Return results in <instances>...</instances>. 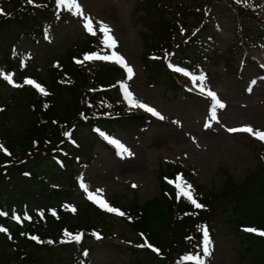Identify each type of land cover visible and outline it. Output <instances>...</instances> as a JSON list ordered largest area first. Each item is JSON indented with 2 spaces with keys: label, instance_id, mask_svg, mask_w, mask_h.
Returning a JSON list of instances; mask_svg holds the SVG:
<instances>
[{
  "label": "trees",
  "instance_id": "1",
  "mask_svg": "<svg viewBox=\"0 0 264 264\" xmlns=\"http://www.w3.org/2000/svg\"><path fill=\"white\" fill-rule=\"evenodd\" d=\"M21 1L4 3L5 12L10 7L16 12L10 17L0 15L1 53H6V44H11L22 35L40 34L44 19L52 16L50 6L43 11L32 12L30 8L22 7ZM39 2L41 0H31L30 6ZM257 6L247 0H160L157 6L149 4L145 12L147 17L149 14V19L144 22L148 31L143 34L149 32L151 36L143 35L148 48L144 55L151 48L160 49L159 42L170 51L172 34L182 35L178 30L182 25L186 29L183 36L190 39H180L176 46L188 58V52L199 50L194 43L195 38H191V30L202 25L200 28L209 33L214 24L211 8L218 7L219 11L233 16L237 23V40L230 46L229 57L233 50L251 47L261 37L262 24L256 15ZM164 11H172L174 16ZM154 34L156 40H153ZM92 43L86 44L85 51L94 50L90 46ZM72 56H76V52L62 56L61 60L67 61L64 64L65 76L62 73L56 75V70H49L45 80L42 78L51 91L49 95L23 88V91H11L14 107L5 100L6 108L0 115V145L11 155L0 150V212L5 213L0 215V222L8 230L7 234L0 233V264H86L97 236L112 234L113 228L105 226L106 222L109 223L107 219L119 221L92 202L83 204L76 214L60 207L46 208L42 213H31L32 218L21 223L14 222L13 212L9 211L14 205L12 202L22 205L30 198L43 195L44 190L50 192L51 197H60L61 189L67 186L61 182L70 178L69 185L72 184L80 159L87 164L92 161L98 142L95 136L97 130L128 131L148 126L146 118L139 115L114 120L97 119L98 103L117 97V93L104 88L98 91V86L113 83L117 77H122V71L97 62H84L78 68L72 63ZM151 64L153 67H148V80L176 94L181 75L166 68L162 61L155 60ZM228 68L232 73L238 72L230 65H227ZM57 79L61 81L57 82ZM84 115L87 118L81 119ZM25 116L31 117L32 121L22 126L16 118ZM161 190L169 191L172 199L161 194L143 204L134 202L128 210L120 205L122 201L119 197L112 199L113 207L129 212L119 223L135 236L136 242H140L138 233H143L162 253H170L162 261L147 248H129L133 254L132 264H187L181 259L185 252L203 258L205 238L200 228L206 225L212 227L213 214L221 209L224 215L230 214L237 224L264 229L262 165L251 171L241 184H237L233 176L226 175L220 191H207L204 195L201 202L206 204L207 209L203 210L184 200L177 203L172 190L162 180ZM65 233L80 235L81 239L77 242ZM241 236L246 247L244 255L249 254V264H264V240L242 233Z\"/></svg>",
  "mask_w": 264,
  "mask_h": 264
},
{
  "label": "rangeland",
  "instance_id": "2",
  "mask_svg": "<svg viewBox=\"0 0 264 264\" xmlns=\"http://www.w3.org/2000/svg\"><path fill=\"white\" fill-rule=\"evenodd\" d=\"M256 1L261 4L260 13L264 17V0ZM158 2L160 0H76L84 15H78L76 9L72 8L71 17L47 27L43 42L37 44L23 39L17 43L16 48L20 52L36 56L29 70L37 69V73L45 77L48 68L61 59L72 45H80L84 39L86 43L89 40L87 33L93 35L85 28L87 19L92 20L95 35L103 41L105 36L100 26L106 25L111 29L110 36L116 41L113 52L133 69L132 78L128 79L127 75L123 86L133 95L132 103H129L130 111L145 115L151 123L147 129L139 131L115 130L114 138L108 140L114 150H108L98 143L93 164L81 166L75 173L76 185L64 187L65 193L60 197H51L44 190L43 195L25 201L26 209L56 207L61 202L70 210L76 209L92 193L95 200H103L108 205L109 199L119 197L122 201L120 205L128 210L134 202L143 204L163 194L161 180L170 177L173 171L181 170L182 173L180 182L170 181L174 189L182 194L181 188L187 190V185H191L192 194L196 196L199 192L197 186L220 191L226 175L233 176L236 183L241 184L251 171L264 166L261 155L264 142L256 139L254 134L229 131L242 127H251L253 133L264 131V70H261L262 67L264 69V39L258 41L259 44L263 42L261 47L250 48L247 52L235 49L228 57L230 46L237 40L236 23L232 16L219 13L218 8L214 7V15H218L217 26L211 33L213 43L205 46V57L194 58L192 55L195 61L190 69L185 66H189L187 60L180 62L174 58L170 62L174 69L182 67L183 77L188 79L183 87L179 80V89L173 94L166 91L164 86L148 80L150 71L143 60L144 57L151 59L144 55L148 48L143 35L151 36L149 32L143 34L148 31L144 24L149 19V14L148 17L145 14L146 7L149 4L157 6ZM164 12L169 14V11ZM155 35L153 40H156ZM177 39L181 38L174 39L175 43ZM177 56H181L180 52ZM7 59L12 61L10 56ZM17 64L25 68L30 63L26 58L18 59L14 61L12 69ZM227 65L235 71L240 69V73H232ZM149 67H153V64ZM209 92L214 93L224 105L223 108L217 107L215 120L211 118L215 101L208 95ZM5 100L12 107L15 106L11 90L5 84H0V104L5 105ZM137 103L154 109L164 119L144 108L134 107L133 104ZM16 120L22 126H27L32 118L25 116ZM81 180L87 186V192L81 187ZM69 181L70 178L61 183L69 185ZM20 211L19 208L15 216L29 217L28 212L22 216ZM223 212L221 209L213 214L217 223L216 250L210 264H249V254L244 255L246 247L241 236V233L244 234L240 229L241 224L237 225L230 214L224 215ZM107 221L109 223L106 222L105 226L113 228L112 234L92 244L90 264H132L133 254L128 249V243L134 245L132 241H135V236L119 221L109 218Z\"/></svg>",
  "mask_w": 264,
  "mask_h": 264
},
{
  "label": "snow or ice",
  "instance_id": "3",
  "mask_svg": "<svg viewBox=\"0 0 264 264\" xmlns=\"http://www.w3.org/2000/svg\"><path fill=\"white\" fill-rule=\"evenodd\" d=\"M31 2V0H30ZM59 4L61 6H66L69 10H71L72 8L76 9V13L78 15H84L80 5L78 3H76V0H71V2H69V0H59ZM85 28L93 35H95L96 33L93 30V22L91 19H87V23L85 24ZM100 31L104 34L105 36V40H104V45L106 48H114L116 46V41L113 37L110 36V32L111 29H109L106 25L101 24L100 26ZM99 59V60H106V61H113L115 63L120 64L123 68L126 69L127 71V75H128V79H131L133 76V69L127 65V63L125 62V60L117 55L115 52L112 53L111 56H101L99 54H95V56L93 57L92 55H87L85 56L86 60L89 59ZM79 63V61H77ZM6 80H8L9 82H11V77L10 76H5L4 77ZM27 83L32 84L33 81L29 80L27 81ZM17 87H19V85H15ZM37 88H39V85H36ZM40 91L43 92L45 95H47L46 92H44V90L42 88H40ZM201 91H203V88H201ZM125 95L126 97L129 99V103H132V98H131V94L128 93L127 91V87H125ZM208 95L210 97H212V99L215 101L214 106L211 108V118L213 120L216 119V114H217V107L219 108H223L224 105L222 103H220V101L218 99H216V96L214 93L209 92ZM134 107H141L144 108L146 111L152 113V115L154 116H158L161 120L164 119V117L162 115H160L157 111H155L154 109L147 107L146 105L143 104H133ZM211 125H208V127H210ZM230 132L233 133H237V132H246V133H250V134H254L255 138L264 142V131H257L255 133H253V129L251 127H242V128H235V129H229ZM0 150L4 151L5 154L7 155H11V153H9L7 151V149H5L3 147V145H0ZM125 151H127V149H125ZM129 155H131V152L128 153ZM81 187L84 188V190L87 192V186L84 185L83 180H81ZM133 187H136V185H133ZM99 191V190H98ZM181 192L184 196L187 197V199L196 207V208H202L203 205L199 204L196 199L194 198L192 191H191V185H187V190H185L184 188H181ZM88 198L89 199H93L95 200V197L93 196L92 193L88 194ZM96 203L99 204L100 207L104 208L106 211L108 212H112L115 213L117 215L123 216L124 213L119 211L118 209H115L113 207H110L105 201L103 200H95ZM73 212L75 211V208L71 209ZM5 213L0 212V215H4ZM53 215H55V212L52 213ZM14 219H16L18 222L20 221V217L19 216H15ZM24 219H30V217H28L27 215L24 216ZM6 231V229L4 228H0V232ZM245 231H249V232H257L258 235L264 236V231H257L256 229H252V228H248L245 229ZM204 232V248L203 251L206 255H210V248H211V240L208 238V231L205 228L203 230ZM66 236H69L71 239L79 242V240L81 239L80 235H76V236H72L70 233H65ZM97 238H99V236H97ZM32 239H37L36 237H32ZM39 242V241H38ZM51 243V242H49ZM152 247L151 244H148L147 241H145V243L143 245H141V247ZM153 251H157L155 248H153ZM187 259L191 260L193 259V257H188Z\"/></svg>",
  "mask_w": 264,
  "mask_h": 264
}]
</instances>
